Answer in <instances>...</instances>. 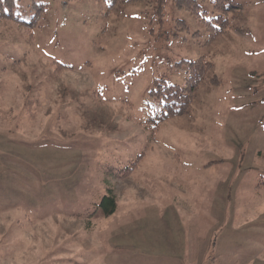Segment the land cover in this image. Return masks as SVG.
<instances>
[{
	"label": "rangeland",
	"instance_id": "374dc122",
	"mask_svg": "<svg viewBox=\"0 0 264 264\" xmlns=\"http://www.w3.org/2000/svg\"><path fill=\"white\" fill-rule=\"evenodd\" d=\"M33 1L50 6L33 37L0 19V264H264V0H232L210 44L212 0L200 17L165 0L163 22L154 4ZM201 57L189 112L159 121L154 80L183 86L178 62Z\"/></svg>",
	"mask_w": 264,
	"mask_h": 264
},
{
	"label": "trees",
	"instance_id": "16d2710c",
	"mask_svg": "<svg viewBox=\"0 0 264 264\" xmlns=\"http://www.w3.org/2000/svg\"><path fill=\"white\" fill-rule=\"evenodd\" d=\"M20 0H0V19L7 21H14L26 27L29 34L33 37L35 30L40 28L42 20L46 12L50 9L49 4L38 3L32 0L22 11H19ZM206 0H176V6L181 10H188L200 17L201 3ZM128 3H146L154 4V14L159 22L164 21L165 17V0H126ZM213 16L210 19L204 20L207 30L209 31V39L207 43H211L216 38L227 35L233 30L230 22L229 13L233 9H238L239 4H235L232 0H212ZM32 13L30 20H25L21 17L23 13ZM177 27L180 30H187L188 26L184 20L177 21ZM187 64L186 74L187 78L185 84L178 85L169 83L165 78H156L153 82V87L149 92L150 97L159 99L161 111L157 116L159 121H164L168 118H175L189 112L191 104L195 97V92L201 81L212 70L213 63L208 61L205 57L196 60H182L177 65L180 67ZM71 69L66 65H61L58 70L64 71ZM210 84L219 85L222 80L217 76L210 79ZM264 153H260L263 155ZM133 161L127 168L117 174L119 178L129 176L137 167L140 158ZM101 205L105 209V213L110 214L116 209V195L112 188H108V194L103 197Z\"/></svg>",
	"mask_w": 264,
	"mask_h": 264
}]
</instances>
